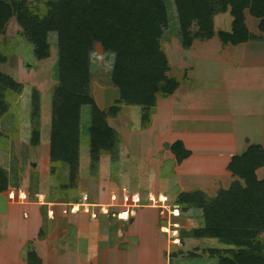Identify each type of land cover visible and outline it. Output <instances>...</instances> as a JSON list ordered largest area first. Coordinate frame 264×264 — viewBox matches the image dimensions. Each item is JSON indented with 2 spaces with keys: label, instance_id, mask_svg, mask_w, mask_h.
Instances as JSON below:
<instances>
[{
  "label": "rangeland",
  "instance_id": "rangeland-1",
  "mask_svg": "<svg viewBox=\"0 0 264 264\" xmlns=\"http://www.w3.org/2000/svg\"><path fill=\"white\" fill-rule=\"evenodd\" d=\"M164 1L167 5L169 24L164 31L161 48L168 58V76L175 78L179 82L180 87L182 83L188 84V71L192 70L191 79L194 86L190 87V89L194 87L195 91L192 93L186 90V88L183 89L180 105H174L172 101L168 103L164 102L161 105L163 114L160 115V110H158V115H160L158 126L154 131L147 134L142 135L143 132L150 129L149 127L153 120L152 115L149 123L144 124L141 121V114L137 109H131V111L126 113L124 111L120 112L126 114V118L124 117L122 120L118 119L114 125L117 128L120 127L119 129L122 132V142H120L119 148L120 158L121 152L124 153L123 160L120 162L119 160L118 162H111L109 157L106 158V155H103L101 157L102 161L100 160L98 169L94 173L90 165L85 168L90 161L88 145L90 143L89 128L91 126V108L90 106L83 107L81 133L84 143L82 142L81 158L83 162L82 169H85L82 179H80L81 181L78 179L77 189L64 190V187L66 185L68 186L69 183L67 180V169L62 164H54L52 172L49 170L50 173L45 174L44 170H46L47 166L39 162L38 151L27 146L25 136L26 124H30L31 129L33 127L31 113L30 116L28 114V105H30L31 95L34 89L38 90L41 94V109L42 93L49 94V96L43 98L45 108L47 107V103H49L50 110L52 109V90L58 84L57 66L55 68V58H58L57 34L50 33L49 40H51V45L52 43L54 45L51 48L55 50V54L54 57L52 56V59L44 63L45 66L46 64L48 66L46 67L49 75L48 78L42 72L41 74L25 73L24 75H20L21 77L18 79L14 78L18 83L23 85V92L21 94L8 92L6 94L9 115L1 120L3 127H1L0 123V167L7 171L10 181L9 188L14 186L16 199L12 200L10 198L11 193L9 190L6 191L5 198H7L9 203H13L14 206L28 207L29 210H26L29 211L28 213H31V208L32 210L33 208L40 209L42 227L45 233L50 228H53L55 229V235H57V224H51L53 221L46 218V209L43 208V201L73 202L82 197L81 192L87 193L95 201L94 198L96 196H106L110 192L122 193L123 190L129 191L132 194L139 193L143 198H146L150 193L168 196L167 210L158 208L139 210V220L142 222L145 221L146 225L150 223L148 227L144 225V228L141 230H137L136 227L134 228L132 220L124 222L119 220L118 217L113 216L109 217V219L104 218L103 221L107 225L108 233L102 239L107 242L104 250L110 256L105 261L103 258L98 264H153L151 263L152 259L150 257L147 261L141 259L142 253L138 250L139 243H137L140 235L146 239L143 242H145L147 247L144 246L143 250L146 249L151 256L154 255L157 258L179 257L180 260L173 258V264H218V259L212 258L213 254L211 250L216 248L224 250L227 246L216 239L188 243L189 238L185 237V234H188L190 230L200 225V216L192 209L181 213L180 211L182 210H179L177 206L181 195L178 194L180 189L177 184V170L175 169L177 159L173 158V153L168 146L181 141L178 135L182 134L185 128L181 119H175L176 112L174 114L172 109H181L183 115L185 114L186 116L190 112V115L192 114L191 124H200L199 127L204 131V135L215 142V145L212 143L215 149H217L216 147H218L221 140L228 143L226 142V138L232 133L229 128H233L234 120L237 122L238 127L240 124L246 123L240 130L235 132L237 136L233 141L235 143L245 133L258 137L264 131V43H259L247 52H240L238 49L234 50L231 54L220 55V45L212 41L198 49V55L196 54V57L195 54H192L189 56L191 60H187L185 54H191L189 50L191 51V49L196 48H193L194 44L190 49L183 47V42L180 37L178 13L174 0ZM215 7H219L218 1L215 3ZM83 8L86 10L94 8L93 1L84 0ZM252 19L258 21L255 18ZM15 22L16 20L12 21V25L8 27V30L5 29V33L0 38V69L7 75H9V72L13 74L21 72V69L25 70V72L32 68L36 69L37 65L40 64L34 53V49L39 45L37 41L35 42L36 37L31 33L24 32L20 28L13 29ZM225 22L226 20L221 22V24L216 23V31L225 29ZM114 23L120 27L118 21ZM255 32L259 34L258 31ZM256 41L263 42L264 37ZM196 42L204 43L200 40H196L194 43ZM184 51H188V53ZM9 59L11 61L7 62ZM233 59H237V65L233 64ZM114 63L115 55L105 53L102 46L97 44L95 51L91 55V66H93V82L91 86L92 94L94 89V92L96 91L97 94L101 92L106 95L103 99V97L94 94L97 95L98 101L102 106H105V103L109 101L113 102L119 97L120 91L113 85L111 78ZM192 67L193 69H191ZM157 98L156 109H159V104H161L159 102L163 101L164 97L159 93V97ZM115 103L116 101L111 105L115 106ZM120 108L122 111V105ZM117 116L111 118H120L121 114ZM193 116H195V119H193ZM174 119L175 122L172 123ZM15 126L23 128L21 131L19 130L20 133L18 132L16 134ZM211 129H213L212 132L218 131L217 133L220 134L212 133ZM192 135L195 138L194 141L199 140V135ZM232 135L233 133L231 137ZM119 136L121 138L120 134ZM164 137L165 139H163ZM184 146L186 145L184 144ZM227 146L229 145L225 144L224 149H227ZM132 149L133 152H131ZM133 153L135 157L132 155ZM220 157L222 158L221 160H224L226 155L221 153ZM221 166L222 164L219 167L222 168ZM190 168L192 169L188 170L186 174H182L181 178L186 175L185 177L190 178L193 182L199 181L201 174L199 173V167L192 165ZM231 178L233 179L231 182L232 185L237 178L233 175ZM231 178L216 181L215 184L226 185V183H229L228 181L232 180ZM204 183L213 185L208 180ZM196 190L203 191L202 189L195 188L190 193H195ZM20 192H24L27 198L20 199L18 196ZM186 206L183 208H186ZM176 209H178L180 215L175 218L174 212ZM118 210L117 208H113L112 212L116 214ZM26 211H22V213L24 214ZM167 229L170 230L169 233L166 231ZM262 235L261 240L264 241V235ZM177 236L179 241L174 243V239ZM11 246L9 244L10 248ZM99 253L97 252L96 255ZM128 253L133 254L126 256ZM114 254L123 256L119 257ZM14 261L15 259L11 261L7 259L5 264H14ZM84 261L87 262L86 260ZM49 263L77 264L74 260H59L54 257H51ZM87 263L97 264L96 261ZM157 264H162V262Z\"/></svg>",
  "mask_w": 264,
  "mask_h": 264
},
{
  "label": "trees",
  "instance_id": "trees-1",
  "mask_svg": "<svg viewBox=\"0 0 264 264\" xmlns=\"http://www.w3.org/2000/svg\"><path fill=\"white\" fill-rule=\"evenodd\" d=\"M84 0H0V38L8 22L15 18L26 33H56L58 36V84L52 90V160L60 161L68 172V186L78 188L81 146L82 108H91L90 156L93 173L101 156L113 161L120 158L119 134L107 117L121 112L122 101L142 106L143 123H149L156 106V95L169 97L179 87L168 76L169 63L161 48L169 24L164 0H92L94 8L84 9ZM218 1L219 7H215ZM178 13L180 37L185 49L196 40L209 41L215 36L222 47L238 46L260 40L250 32L245 12L260 20L264 35V0H174ZM230 11V32L215 30V17ZM118 21L120 27L114 22ZM100 44L105 53L115 55L112 83L120 91V100L109 110H101L92 95L91 55ZM37 60L51 56V45L34 49ZM23 85L0 69V123L9 113L8 92L21 94ZM31 145L41 137V94L34 89L31 99ZM1 135V128H0ZM178 163L191 156L181 141L168 146ZM264 167V148L250 145L242 155L232 157L227 170L237 180L216 197L203 191L182 193L177 204L180 211L195 210L200 225L185 234L194 239H216L227 248L212 249L218 264H264V179L257 170ZM8 173L0 167V193L9 190ZM68 202V201H66ZM79 199L68 203H77ZM187 205V206H186ZM186 206V208H183ZM179 214V212L177 213ZM41 236H43L41 234ZM28 264H42L29 246Z\"/></svg>",
  "mask_w": 264,
  "mask_h": 264
},
{
  "label": "crops",
  "instance_id": "crops-1",
  "mask_svg": "<svg viewBox=\"0 0 264 264\" xmlns=\"http://www.w3.org/2000/svg\"><path fill=\"white\" fill-rule=\"evenodd\" d=\"M228 12L229 13H222V14L217 15L215 19V26L217 24H221V22L226 20L225 22L226 27L225 29H219L216 32H220V31L230 32L232 30L233 17L231 16L230 11ZM252 18L253 17L250 15L249 11H246L245 12V22H246L248 29L250 30L251 33L253 34L255 33L254 35L264 37V35L259 31L260 20L257 19L258 21H256V20H253ZM13 20H16V19L12 18L10 20V22L6 26V30H8V27H10V25H12ZM14 28L22 29L18 25L17 21L13 24V29ZM255 31H258L259 34H256L257 32ZM31 34L36 37L35 42L37 41V44L40 45V44L48 43L51 45V40H49L50 35L51 34L55 35L56 33L50 34V33L36 32V33H31ZM212 41H215L220 45V48H219L220 55H224L227 53L231 54L234 50H238V49L240 52H247L250 48L252 49V47L253 48L256 47L259 43L260 44L264 43V41L260 42V41L253 40V41H249L244 44H240L238 46L229 45L227 48H223L219 37L215 36L213 39L209 40L208 42L194 43L193 48H196V49H191V51L189 50V53L191 54H185V57H187V60H191L189 59V56L192 54H195V57H196L198 55L197 54L198 49L202 48L204 45H207ZM54 43L56 44V42ZM51 46L52 47L54 46L53 43ZM184 52L188 53V51H184ZM54 54H55V50L51 48V58L49 57L48 59H45V60H38V62L40 63L37 65L38 70L37 68L36 69L32 68L31 70H28L27 72H25V70L21 69V72H16L14 74L12 72H9L8 74L12 76L13 78L18 79L21 77L20 75H24L25 73L41 74L42 72L45 74V77L48 78L49 75H48V71L46 68L48 66L47 64L45 66L44 63H47L49 59H52L54 57ZM55 59H56L55 61V68H56L58 58L56 57ZM236 60L237 59H233L234 65L238 64ZM10 61L11 60L9 59V61L7 62H10ZM191 69H193V67ZM191 71L192 70L188 71V79H189L188 84L182 83L173 95L169 97H164L163 101L159 102L161 103L159 104V109L158 108L156 109V106H155V108L153 109V114H152L153 120L151 122V126L149 127L150 129L146 132H143L142 135L145 133L147 134L149 132H152L156 129L160 121L159 116L163 114L161 110V105L164 102L168 103L172 101L174 105H180L183 89L186 88V90L192 93L195 91L194 87L190 89V87L194 86L192 84L193 81L191 79ZM91 72L93 73V66H91ZM92 82H93V76H92ZM94 94H97V93L96 91L94 92V89H93L92 95L98 107L103 111L109 110L110 107L112 106L111 104L114 101L117 102V100H120V92H119L118 98H116L113 102L109 101L105 103L106 104L105 106H102L98 101L97 95H99L100 97H103V99H104V96L106 95H104V93H101V92L98 93L97 95H94ZM45 96H49V94L42 93L41 129H40L41 139H40L39 145L38 146L31 145L30 141H31V136H32V133H31L32 129H31V125L28 123L26 124L25 136L27 139V144H28L27 146L31 149L33 148L38 151V160L39 162L47 166L44 172L45 174H49L50 173L49 170H51L52 172V167L54 166V164H58V163L61 164V162L59 160L58 161L52 160V144H53L52 143V136H53L52 109L50 110L49 103H47V107L45 108V103L43 100ZM156 97H159V93L156 95ZM31 99H32V95H31ZM156 100H158V98ZM177 102L178 104H176ZM29 104L30 105H28V114L30 116L31 100ZM51 105H52V96H51ZM122 107L123 109L121 112L124 111L125 113L131 111V109H137V111L141 114V121H143V111H142L143 107L142 106L131 105V104H128L127 102H124L122 104ZM158 110H160L159 111L160 115H158ZM155 111H157V113H155ZM172 112L174 114L176 112L175 119L177 118L181 119V122L185 128L183 133L179 134L178 136H180L181 141L186 145L185 147L187 148V150L191 151V156L189 158L185 159L181 163H178L176 161L175 169L177 170L176 172L177 184L180 189V192L178 193L179 195L182 193L190 192L191 190L197 188V189H202L209 197H212V198L216 197V195L218 194L217 192L219 190L229 189L231 182L233 181V179L231 178L232 177L231 173L227 170V167L232 157L237 156V155H242L244 152L247 151L250 145H260L264 148V131L258 137H255V135L253 134L245 133L243 136H241L239 140H237V143L233 142L235 137H237L235 135V132L237 130H240V128L244 124H246V123L240 124L238 127L237 122H235L234 120L233 128L232 129L229 128V130L233 133L232 137H231V134H232L231 133L226 138L227 139L226 142L228 143H225L224 141L221 140L218 144V147H216L217 149H215V147L212 145V143L215 145V142L204 135L205 134L204 131L202 130V128L199 127L200 124H191L190 120L192 119L191 117L192 114L190 115V112H188L187 116L185 114L183 115V111H181V109L174 108L172 109ZM120 114H121L120 118L112 119L111 117H107L106 121L111 128H113L118 134L121 135V139H122V132H121V129H119L120 127L117 128L116 125H114L116 121H118V119L122 120L126 116V114L124 113L123 114L119 113L118 116ZM175 119L172 121V123L175 122ZM193 119H195V116H193ZM2 125L3 124L1 123V127H3ZM21 129L23 128L19 126H15L16 134H18V132L20 133ZM7 131H10V130H7ZM212 131L213 129H211V132ZM217 132L218 131H214L212 133L219 135L220 133H217ZM192 134L199 135L200 136L199 140L194 141L195 138L193 137ZM82 138L83 137L81 133L79 180L82 179L84 169L88 167V165L91 166V156H90L89 164H87V166H85V168L82 169L83 162L81 158V149L84 143ZM163 139H165V137ZM11 140H12V137H11ZM225 144L229 145L227 146V149L226 148L224 149ZM129 146H131V144H129ZM131 152H133V149L131 150ZM89 153H90V147H89ZM221 153H224L226 155V158L224 160H221L222 159L220 157ZM123 155L124 153L121 152V158H119V162L123 160L122 158ZM132 155L135 157L134 153ZM105 157L108 158L109 156L106 155ZM175 157L173 154L174 159H176ZM109 158L111 159V157ZM111 162H113L112 159H111ZM114 162H118V161H114ZM221 164H222L221 166L222 168L219 167ZM192 165L199 167V173H201L199 181L193 182L190 178L185 177L186 175H184V177L182 176L181 178L182 174H186L188 170L192 169L190 168ZM49 166H50V169H49ZM90 166H89V169L91 170ZM80 174H81V177H80ZM257 177L260 180L264 179V167L257 170ZM230 178L232 180L228 181L229 183H226V185L222 186V184H219V185L215 184L216 181H219V180L222 181V179L227 180ZM207 180L213 185L205 184L204 182ZM9 191L10 193L12 192L16 193V191L14 190V186H11V188H9ZM5 194L6 192L0 193V264H5L7 262V259H9V261L15 259L14 264H28L27 255H28L30 245H32V248L36 252L39 259L41 260L42 264H50L49 262H50L51 257H54L59 260L60 259L74 260L77 262V264H88L87 262H91V261H96L98 264V262L102 260L103 258H104V261L109 258L110 255H108L107 251L104 250L105 248L104 246L107 245V242L106 240L102 239V237L106 233H108L107 225L103 221L104 218L109 219L108 217L100 216L98 219L93 220L88 215L83 214L81 212H68L67 214H65L63 213V210L65 209L64 206H67L70 203L48 202V201L46 202L45 201L47 203L46 205L43 206V208L46 209L45 216L50 221H53V223L51 224H57V226L54 225L57 227L56 229L57 235H55V229L53 228H50L49 231L45 233L42 227V220H41V217H40L41 215L39 211L40 209L37 210L38 208L37 209L33 208L32 210L31 208V213H28L29 211H26V210H29L28 207L14 206L13 203L12 204L9 203L7 198H5ZM85 194L87 193L81 192V196ZM98 197L96 196V198L94 199L96 200ZM80 199L81 197L79 198V201ZM50 210L54 211L53 217L49 214ZM22 211H26V212L23 214ZM139 214L135 218L131 219L133 222L134 228L136 227L137 230L143 229L144 225L145 227H148V225L150 224L148 223L146 225L145 221L142 222L141 220H139L140 219ZM41 234L43 236H41ZM139 238L140 240H138ZM139 238L137 239V243H139L138 250H140V253H142L141 259H145V261H147L148 258L150 257L152 259L151 263L153 264H157L160 262H162V264H173V258L180 260L179 257H174V256L172 258L170 257L157 258L154 255L151 256V254H149L146 249L143 250L144 246L147 247L145 242H143V241H146V239L141 237V235ZM204 240H207V239L189 238L188 243H193L194 241H204ZM9 244L12 245L11 248L9 247ZM149 250L150 252H152L151 249ZM97 252H100V253L96 255ZM132 254L133 253H128L126 256H129ZM114 255L119 256V257L123 256L119 254H114ZM84 260H86L87 262H85Z\"/></svg>",
  "mask_w": 264,
  "mask_h": 264
},
{
  "label": "built area",
  "instance_id": "built-area-1",
  "mask_svg": "<svg viewBox=\"0 0 264 264\" xmlns=\"http://www.w3.org/2000/svg\"><path fill=\"white\" fill-rule=\"evenodd\" d=\"M20 199H26L27 195L24 192L19 193ZM12 200L16 199V193L12 192L10 194ZM169 198L164 194L150 193L146 198H143L139 193H130L123 190L122 193L110 192L106 196H99L95 201L92 200L88 194L81 197L80 201L77 203H70L69 206L63 210V213L68 212H81L83 214L89 215L91 219L96 220L100 216L106 217H118L119 220L129 222L132 218L138 215L139 210L146 208H158L167 210ZM44 205L47 203L42 202ZM68 207V208H67ZM70 208V209H69ZM119 209L118 212L113 213L112 209ZM178 209L175 210V217L179 216L177 214ZM49 214L53 217L54 211L50 210ZM169 233V229H167ZM178 242V236L174 239V243Z\"/></svg>",
  "mask_w": 264,
  "mask_h": 264
}]
</instances>
